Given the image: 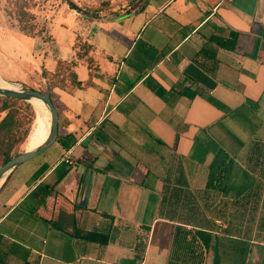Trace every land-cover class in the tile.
<instances>
[{
  "label": "crops",
  "instance_id": "obj_1",
  "mask_svg": "<svg viewBox=\"0 0 264 264\" xmlns=\"http://www.w3.org/2000/svg\"><path fill=\"white\" fill-rule=\"evenodd\" d=\"M71 1L116 12L53 0L33 8L39 33L12 28L38 68L4 80L75 60L84 86L53 89L56 141L0 186V264H264V0ZM231 31L239 51L202 68L206 37ZM219 150L229 169L208 188ZM177 231L208 248L172 250Z\"/></svg>",
  "mask_w": 264,
  "mask_h": 264
},
{
  "label": "trees",
  "instance_id": "obj_2",
  "mask_svg": "<svg viewBox=\"0 0 264 264\" xmlns=\"http://www.w3.org/2000/svg\"><path fill=\"white\" fill-rule=\"evenodd\" d=\"M66 1L70 8L75 9L77 11H81L80 8L73 3L71 0H63ZM16 6L20 9L25 10L24 1L15 3ZM21 15H27V11H21ZM19 23H21L19 19ZM27 27L35 28L34 23L29 25H21L22 30H27ZM260 33L264 36V26L260 27ZM239 41L240 34L236 31H231L228 37H221L215 34H211L206 37L205 43L203 47L199 50V52L195 55L194 60L207 71H211V67L213 62L217 57V52L219 48L231 50V51H239ZM80 48H84V52L86 53L88 46L85 43H81ZM80 56V53L79 55ZM208 61V63H206ZM75 60L70 61H58L54 71H47L45 69L42 70L41 78L36 79V81L31 79L25 80H12L16 83H20L32 89L39 90L45 94H47L52 103L57 108L58 114L60 116L59 104L57 103L56 96L53 92L55 87L65 88L67 85H71L74 87L84 86L81 81L77 79L76 73L73 70L75 65ZM90 65V61H89ZM191 89L184 88L182 92L187 94L189 97H193L197 91H193ZM0 166L9 160L11 157L15 156L19 152H21L20 147L26 143L27 138L29 137L35 122V111L31 107L30 104L20 101L17 99L2 97L0 96ZM74 142V139L72 140ZM227 158V155L219 150L215 158L210 166L209 170V179L207 181V187L210 188L213 186L212 182L214 180H221L222 176H224L225 172L228 171L229 167H226L224 164V160ZM184 232L177 231L173 238L171 249L174 250L176 248H181L182 245H186L188 250L192 251V244L199 240L203 246V249H207L210 242V235L204 231H195L190 235L188 239ZM87 240L98 241L101 244H105L107 242V236L94 232H85L80 234ZM202 249V250H203ZM204 251V250H203ZM201 257L198 259L190 257L189 259L182 260L178 262V259H171L167 264H202L203 263V252H201Z\"/></svg>",
  "mask_w": 264,
  "mask_h": 264
},
{
  "label": "rangeland",
  "instance_id": "obj_3",
  "mask_svg": "<svg viewBox=\"0 0 264 264\" xmlns=\"http://www.w3.org/2000/svg\"><path fill=\"white\" fill-rule=\"evenodd\" d=\"M21 1H24L25 3V10L28 12L26 16L21 15V11L25 10L18 8L15 4ZM47 1L52 2L53 0H0V75H8L10 77L16 78L17 71L22 72L20 67H24V70L26 72H33L34 70L37 71L36 69L38 67L37 64L33 61L32 56L28 52L24 53L22 51V46L18 45L16 40H13L11 33H13L12 28L18 27L20 30H22L21 25L23 26L25 24L29 25L31 23H34V6L41 2L46 3ZM136 6H134L133 8H135ZM46 9L47 7L43 9V12L41 14L42 17H48L49 12L45 11ZM80 10L91 16H97L104 12L107 13V15H111L113 12H116L115 9H111L108 2H102L99 5L90 8H80ZM19 19L21 23H19ZM22 31L26 32L29 35H35L41 30L36 28L31 29L30 27H27V30ZM78 46H80V43ZM0 79H2L1 76ZM9 82L16 83L14 81ZM31 107L33 108L32 105ZM38 110H36V108L34 110L35 120L38 116V112H40V109ZM24 149L25 143L20 147L21 151H23Z\"/></svg>",
  "mask_w": 264,
  "mask_h": 264
},
{
  "label": "water",
  "instance_id": "obj_4",
  "mask_svg": "<svg viewBox=\"0 0 264 264\" xmlns=\"http://www.w3.org/2000/svg\"><path fill=\"white\" fill-rule=\"evenodd\" d=\"M2 80L4 79L2 78ZM4 81L7 82V84L4 85L0 83V96L24 101L32 106L34 101L41 102L48 111L50 121L47 135L42 143L32 149H24L0 166V186L14 169L22 163L40 155L56 141L59 125L57 108L47 94L27 86H22L7 80Z\"/></svg>",
  "mask_w": 264,
  "mask_h": 264
},
{
  "label": "bare ground",
  "instance_id": "obj_5",
  "mask_svg": "<svg viewBox=\"0 0 264 264\" xmlns=\"http://www.w3.org/2000/svg\"><path fill=\"white\" fill-rule=\"evenodd\" d=\"M0 83L4 85L7 84V82L2 79H0ZM33 106L34 109L36 108V110L40 109V112H38L33 129L27 138L25 149H32L42 143L47 135L49 127V114L42 103L39 101H34Z\"/></svg>",
  "mask_w": 264,
  "mask_h": 264
},
{
  "label": "built area",
  "instance_id": "obj_6",
  "mask_svg": "<svg viewBox=\"0 0 264 264\" xmlns=\"http://www.w3.org/2000/svg\"><path fill=\"white\" fill-rule=\"evenodd\" d=\"M64 161H65L66 163H70V161H69L67 158H64Z\"/></svg>",
  "mask_w": 264,
  "mask_h": 264
}]
</instances>
